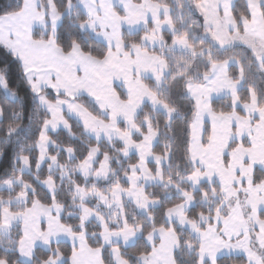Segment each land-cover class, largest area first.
Masks as SVG:
<instances>
[{"label":"snow or ice","instance_id":"obj_1","mask_svg":"<svg viewBox=\"0 0 264 264\" xmlns=\"http://www.w3.org/2000/svg\"><path fill=\"white\" fill-rule=\"evenodd\" d=\"M0 264H264V0H0Z\"/></svg>","mask_w":264,"mask_h":264}]
</instances>
